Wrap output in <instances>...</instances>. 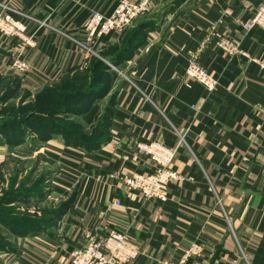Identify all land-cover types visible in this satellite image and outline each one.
Wrapping results in <instances>:
<instances>
[{"label": "crops", "instance_id": "obj_1", "mask_svg": "<svg viewBox=\"0 0 264 264\" xmlns=\"http://www.w3.org/2000/svg\"><path fill=\"white\" fill-rule=\"evenodd\" d=\"M115 5L15 2L29 16L24 21L36 46L27 48L29 68L21 75L10 65L18 41L0 36V88L36 95L55 85L79 67L76 40L85 39L92 12L110 13ZM263 5L186 0L167 32L149 34L132 59L131 81L119 88L108 140L91 149L60 137L45 140L56 164L50 197L60 210L47 226L17 234L0 264H71V252L87 244V228L99 237L127 233L140 250L130 264H164L195 242L202 249L188 264H264V29L243 25ZM220 36L232 38L249 58L229 56L217 46ZM193 57L217 77L214 91L187 76ZM147 140L177 146L173 168L181 180L171 184L165 202L109 179L115 171L153 170L136 150Z\"/></svg>", "mask_w": 264, "mask_h": 264}, {"label": "rangeland", "instance_id": "obj_2", "mask_svg": "<svg viewBox=\"0 0 264 264\" xmlns=\"http://www.w3.org/2000/svg\"><path fill=\"white\" fill-rule=\"evenodd\" d=\"M185 1L157 0L150 13L36 95L0 88V260L17 234L47 226L60 210L50 197L55 160L42 139L54 135L89 147L105 138L138 48L149 34L167 32Z\"/></svg>", "mask_w": 264, "mask_h": 264}, {"label": "built area", "instance_id": "obj_3", "mask_svg": "<svg viewBox=\"0 0 264 264\" xmlns=\"http://www.w3.org/2000/svg\"><path fill=\"white\" fill-rule=\"evenodd\" d=\"M18 1H0V36L18 41L19 47L13 55L10 65L16 73L25 75L29 68L25 52L28 47L36 46V40L28 32L24 21V17L28 18L29 16L15 6V2ZM115 2L116 5L112 12L104 13L95 10L86 22L85 39L83 41L76 40L79 47V65L88 58V55L97 54L101 46L112 35L125 30L135 20L150 13L155 8L157 0H115ZM243 25L247 31L255 27L264 29V5L254 10ZM217 46L229 56L239 54L249 58V54L243 51L241 46L229 36H220L217 39ZM262 67L264 68V63H262ZM186 74L190 79L201 83L209 93L214 91L218 85L217 77L194 57L188 61ZM127 81H131V79L128 78ZM136 150L152 162L153 170L147 173L115 171L109 175V179L123 182L128 191L138 193L147 200L167 201L170 197L171 184L181 180V175L173 168L177 146L172 147L155 140H147L137 142ZM114 204L121 206V199L115 198ZM91 230L87 228L83 232L87 244L71 252V264H130L139 256V248L127 233L109 231L99 237ZM201 249L202 243L195 242L177 259L167 260L164 264H188L193 256L200 254Z\"/></svg>", "mask_w": 264, "mask_h": 264}, {"label": "trees", "instance_id": "obj_4", "mask_svg": "<svg viewBox=\"0 0 264 264\" xmlns=\"http://www.w3.org/2000/svg\"><path fill=\"white\" fill-rule=\"evenodd\" d=\"M48 89V88H47ZM108 136H109V133L107 134V136L105 137V138H103V139H101V140H99V141H96L95 142V145L94 146H89V147H87V146H84L83 144H78V142H76V141H66L65 143L67 144V145H69V146H77V147H83V148H87V149H91V148H96L97 146H100V145H102L104 142H106L107 140H108ZM53 137H55L54 135L51 137V136H49V137H44L42 140H48V139H50V138H53ZM66 140V139H65Z\"/></svg>", "mask_w": 264, "mask_h": 264}]
</instances>
